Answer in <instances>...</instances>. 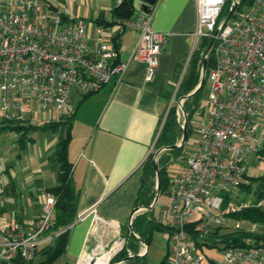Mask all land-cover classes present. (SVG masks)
<instances>
[{"label":"built area","instance_id":"built-area-1","mask_svg":"<svg viewBox=\"0 0 264 264\" xmlns=\"http://www.w3.org/2000/svg\"><path fill=\"white\" fill-rule=\"evenodd\" d=\"M226 2L236 5L235 11L221 20ZM195 3L196 29L186 64L198 39L213 40L202 57L212 58L210 90L202 111L201 139L183 158L171 182V204L158 219L168 229L163 264H264V242L231 247L213 238L215 231L229 227V214L247 207L225 206L223 195L244 182L248 161L264 149V0L240 9V0ZM125 31L136 32L137 40L123 62L113 39ZM166 43L167 34L151 28L150 15L137 13L113 26L90 30L68 21L61 8L45 0H0V121L39 126L47 122H37L47 114L70 116L74 94L85 97L106 85L116 86L131 61L146 66L149 81ZM185 69L186 65L179 84ZM180 110L176 108L177 116ZM41 197L40 215L21 222L0 217V262L20 258L33 264L36 249L57 236L48 232L56 199L48 193ZM212 240L216 246H211ZM118 244L123 247L124 241ZM204 249L220 252V261L209 259ZM146 250L141 244L138 255Z\"/></svg>","mask_w":264,"mask_h":264},{"label":"crops","instance_id":"crops-1","mask_svg":"<svg viewBox=\"0 0 264 264\" xmlns=\"http://www.w3.org/2000/svg\"><path fill=\"white\" fill-rule=\"evenodd\" d=\"M45 1L61 8L68 21L86 24L90 30L98 26L96 20L107 23L113 20L117 2ZM150 16L151 28L167 34V43L159 55L151 80L146 79L147 70L143 63L131 61L121 83L106 85L86 98L79 97L71 106L74 116L67 158L72 166V187L77 203L76 218L69 229L62 258L66 264H99L100 259H109L119 249L115 244L110 251L100 254L111 241L125 240L122 227L135 208L147 162L159 151L156 142L168 106L174 107L175 100L182 98H177L176 92L183 65H186L184 74L188 68L189 62H186L193 45L195 0H158ZM136 40L134 31H125L118 37L121 61L128 60ZM36 140L27 146L21 158L16 142L0 146L4 169L11 164L9 174L13 186L11 184V192L7 189L11 193V212H21L22 220L37 216L34 212L41 207L44 189L56 185L46 184L55 175L47 161L53 149L46 143L37 146ZM164 151L157 159L170 156L173 150ZM6 180L5 186L9 188L10 181ZM155 185L152 187L154 196ZM13 201L16 202L14 205ZM28 203L33 209L27 216Z\"/></svg>","mask_w":264,"mask_h":264},{"label":"trees","instance_id":"trees-1","mask_svg":"<svg viewBox=\"0 0 264 264\" xmlns=\"http://www.w3.org/2000/svg\"><path fill=\"white\" fill-rule=\"evenodd\" d=\"M252 1L253 0H240L239 9L250 6L252 4ZM229 7V2H226L224 7L222 8L219 19L227 16ZM134 16V0H122L121 3L119 5H116V7L113 9V20L111 22L107 23L102 20H96L95 24L98 26H113L117 22L132 19ZM118 37H115L113 39L116 48H118ZM209 42L210 40H202L201 44L191 55L186 73L184 74L176 92L177 98L188 95L197 87L200 80V69L202 66L201 53L202 51L206 50ZM211 59L212 58L209 56L206 63L204 80L211 68ZM204 80L198 91L191 98H195L199 94L200 90L203 87ZM88 96H85L84 98ZM183 110L189 122L190 118L196 110V106L193 101H190V98L184 100ZM73 116L74 113L70 116L60 118L56 121H47L39 126H30L28 124L0 121V135L9 131L19 135L17 140L15 141L19 151V158H21V156L24 154V151L28 145L34 144L35 140L32 138V135L34 133L40 131H49L52 133L58 132V139L54 145L53 151L47 157V161L49 164H51L52 170L55 174L56 185L46 188L43 191V193L51 194L56 199L48 232L58 234L50 243L42 245L36 249L34 256L35 258H38L37 264H52L63 258L67 247L69 229L76 218L77 195L75 194L72 187V166L67 158V147L71 137L70 127ZM189 132L190 129L188 125V134ZM177 139L178 129L174 106L171 107L167 113L163 127L156 142V149L174 146L177 143ZM179 150L180 148L170 151V155L173 154L174 157L177 156ZM171 158L172 156L163 155L157 159V168L160 181V194L163 191H167L166 189H168L169 178L167 176V169L171 162ZM257 158L259 160H264V149L258 152ZM10 169L11 164L5 167V169L3 170V174L10 181L9 188L7 189H9L11 192V184L13 186V183L11 182V176L9 174ZM144 172L145 173L141 181L138 196L135 201V208L149 207L154 198L152 187L155 185L156 177L152 165V158L148 160ZM244 181L245 182L241 183L239 187H242L243 190L252 194L254 196V202L252 203V205H248L247 207L237 211L236 213H231L228 216L236 221H244L251 224L260 225L262 227V232L260 231L259 233L250 234L241 229L224 233L221 232V230L215 231L213 233V238H220V243H224L226 246L247 247L251 245H260V242H264V177L259 176L248 178L245 174ZM7 189L5 190L7 191V196H11V193L9 194ZM224 196V203L226 206L225 201H227L228 199V193H226ZM15 203L16 202L13 201L12 204L14 205ZM7 211L8 209L6 207H1L0 217L4 216ZM145 216L146 213L137 215L131 223L132 231L139 240L136 239L133 235L128 234L127 232V234L125 235L123 248L112 258L110 264H138L136 261L139 257H136L134 255H137L139 252V241L145 243L148 247L154 232L161 231L168 234V229L160 222H158L157 219L148 217L145 218ZM11 218L21 222V212H13ZM211 242H213L211 243L213 244L211 246H216V244H214L216 243V240H212ZM128 252H131L134 258L129 259ZM165 259L166 256L163 258L161 264L164 263ZM11 263L27 264L20 258L14 259L13 261H11ZM29 263L32 264V261H30ZM0 264H8V262H0Z\"/></svg>","mask_w":264,"mask_h":264},{"label":"rangeland","instance_id":"rangeland-1","mask_svg":"<svg viewBox=\"0 0 264 264\" xmlns=\"http://www.w3.org/2000/svg\"><path fill=\"white\" fill-rule=\"evenodd\" d=\"M199 41L200 40L198 39L197 42H199ZM200 44H201V42H200ZM203 55H204V51H202L201 57H203ZM183 67H184V65H183ZM209 90H210V78L208 76H206V78L204 80L203 87L200 90L199 94L195 98H190V101H193V103L195 104L196 110H195L194 114L192 115V117L190 118L189 122L187 120L190 132L187 136V139L184 143L183 148H180L177 156L174 157L173 154L170 155V156H172L173 159L171 160V162L168 166V169H167V176L169 178L168 190L166 189L167 191H163L159 195L157 203L155 204V206L150 211L140 212L137 215L146 213L145 218L148 217V218H153V219L158 220L160 218V216L163 214L164 209H166L170 206L171 198L169 195V190L171 188V182L175 179L180 167L182 166V164L184 162L183 158H185L186 154L195 150L196 145L199 143V141L201 139V135H200V131L202 128L201 123L204 121V118H205V115L202 113V111L204 109V106L206 105ZM79 97L80 96L76 95V94H74L72 96L71 106L75 105V103L78 101ZM178 101L175 100L174 105H175V117H176L177 129H178L177 143H180L181 138H182L181 125L183 124L182 110H183L184 100L180 103H178ZM177 107H179V109H181L178 116L176 114V108ZM184 114H185V112H184ZM43 117L45 118L44 120H41V121L38 120L37 121L39 124L43 123L44 121L50 122V121L58 120V117L55 114L44 115V116H42L41 119H43ZM0 120H1V118H0ZM18 136L19 135H17L14 132H11V131L1 134L0 135V146L1 145H13L14 142L17 140ZM36 138H37V140H36L37 146H39L41 143L42 144L46 143V144H49V147L51 149H53L54 145L58 139V132L52 133L49 131L48 132L40 131V132H37ZM164 152H161L159 155H161ZM3 170H4V164L2 161H0V208L6 207L8 209V211L4 216L12 217L13 212H11V210H9V209H11V207H10L11 197L7 196V193H6L7 191H5L7 189L5 186L7 184V180H6L5 175L3 174ZM53 174H54V172H53ZM259 176L264 177V160L263 159L259 160L257 158V156L256 157L253 156L247 163L246 177L253 178V177H259ZM46 184L50 185V186L53 184H56L55 175L52 176L46 182ZM230 190L231 191L228 193V199H227V201H225L226 205H238L239 203H241L243 205L248 206V205H252V203L254 202V196L252 194L246 192L245 190H243L242 187H239V186L234 187L233 186L230 188ZM224 195H223V198L225 199ZM224 205H225V203H224ZM32 209H33L32 205L30 203H28L25 214L28 216L30 213L29 210L31 211ZM40 210H41V207H39L38 211H36L34 213L37 215H40V213H41ZM137 215L135 214L133 219ZM237 228L243 229L245 231H252L253 230L257 233L260 231L262 232V227L260 225L251 224L249 222H244V221H236L233 219L230 220L229 227L222 229L221 232H223V233L224 232H230V231H233ZM127 232H128V234H130L129 228H128V222L125 225H123V227H122V236L124 237L127 234ZM167 241H168V234L167 233L161 232V231L160 232H158V231L154 232L152 235L151 242L148 246L147 254L144 257H139L136 262L138 264H141V263H143V264H161V262L163 261V258L166 256V254L168 252ZM116 242L117 241L115 239V240L111 241L110 243H108V245L105 246V248L102 251H100V254H105L106 252L110 251V249L113 248V246L115 244H118L121 241H119L117 243ZM118 248H120V247L118 246ZM122 248L123 247L121 246L119 251H121ZM114 254L115 253H113L112 256ZM204 254L209 259H214L215 261H220V259H221L220 252H218L217 250H214V249L213 250L204 249ZM112 256L109 258L108 264H110V261L112 260V258L115 255L113 257ZM134 256L137 257V255H134ZM59 261L62 262V258ZM37 262H38V258H35L33 264H37ZM93 262H95V261H93ZM8 264H12V263H8ZM70 264H75V263H70Z\"/></svg>","mask_w":264,"mask_h":264},{"label":"water","instance_id":"water-1","mask_svg":"<svg viewBox=\"0 0 264 264\" xmlns=\"http://www.w3.org/2000/svg\"><path fill=\"white\" fill-rule=\"evenodd\" d=\"M135 1L137 2L136 3L137 5H135ZM157 1L158 0H134V9L138 13H140L142 15H146V16L147 15H150V13H151L153 7L156 5ZM235 7H236V5H231V7L229 8V11H228V14H227V20L233 15V13L235 11ZM212 43H213V40H211L209 42L208 48L212 45ZM206 63H207V59L206 58H203V60H202V66H201V75H200L199 83H198L197 87L191 93H189L188 95L182 97L181 98L182 100H186L188 98H191L198 91V89L200 88V86H201V84H202V82L204 80V76H205ZM182 112L184 114V111L183 110H182ZM187 136H188V123H187V117L184 114V125H183V128H182V138H181V141H180V145H176L175 144L174 146H171V147L161 148V149H159V151H157V153L154 155V157L152 159V165H153V169H154V173H155V177H156L155 196H154V199H153L152 204L149 207H141V208H145L146 211H150L155 206V204L157 203L158 197H159V193H160V189H159V184H160V181H159V172H158V168H157V156H158V154L161 151H163V150H176L178 148H181L182 145L185 143V141L187 139ZM141 208H134L132 210L130 216H129V219H128L129 232L134 237H135V235H134V233L132 231L131 223H132L133 217L135 216V214L137 212H139L141 210ZM139 242L141 244L146 245L145 243H143L141 241H139ZM146 253L147 252H145V254ZM145 254L143 256H145ZM143 256L137 255V257H143ZM128 258L129 259L130 258H134V256L128 257ZM114 264H118V263H114Z\"/></svg>","mask_w":264,"mask_h":264},{"label":"bare ground","instance_id":"bare-ground-1","mask_svg":"<svg viewBox=\"0 0 264 264\" xmlns=\"http://www.w3.org/2000/svg\"><path fill=\"white\" fill-rule=\"evenodd\" d=\"M136 215H137V214H136ZM135 238L137 239L138 237L135 236ZM140 245H141V243H140ZM115 246H116V248H118V246L121 247L120 244H116ZM147 248H148V247H147ZM147 252H148V251H147ZM146 254H147V253H146ZM146 254H145V255H146ZM137 255H138V254H137ZM143 257H144V256H143ZM108 260H109V259H107V258H104V259L102 258V259H100L99 264H108Z\"/></svg>","mask_w":264,"mask_h":264}]
</instances>
